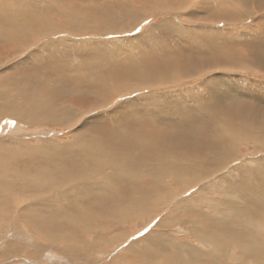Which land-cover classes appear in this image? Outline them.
<instances>
[{"label":"rangeland","instance_id":"rangeland-1","mask_svg":"<svg viewBox=\"0 0 264 264\" xmlns=\"http://www.w3.org/2000/svg\"><path fill=\"white\" fill-rule=\"evenodd\" d=\"M11 1L14 2V0H8L7 2L9 3L7 4H10ZM23 1L25 0H21L20 2L23 3ZM122 1L124 2L125 0ZM122 1H119V3H122ZM150 1L153 2V0H129L127 2L126 7L131 6L138 11L135 15L139 16V20L136 22L135 20H131V17L129 20H127L128 17L122 20L120 9L107 4L108 1L79 0V6L92 8V11L101 10L100 16L98 11L97 15H93V19L97 22L99 28L105 26L106 32L104 34H108V37H100L99 34L82 32L81 34L75 33L83 36L74 39L73 36L75 34L63 31L65 33H53L51 37L46 39L36 38V42H31L26 33H17L21 35L22 40L14 43L5 40L7 37L0 36L2 40L0 42V91L3 93L4 90L2 87L9 86L10 81H15L19 78L16 83H21L20 85H14V88L10 92L3 93L0 103L10 102L18 105L21 102L22 95L27 96L29 92L30 97H33L31 103H34L35 100L38 103L37 100L39 102L43 100L41 96L43 93L51 101L46 106L49 111H53L50 114L52 116L50 118L57 119L62 123L60 125L45 126L41 123L30 122L27 114L24 117L22 116L25 112L20 113L22 118L18 121L16 116L13 114L10 115L7 109H3V105L1 104L0 142L4 141L7 143L3 145L6 149H10L12 143L15 142L27 143L29 149H35L47 141H55L60 148L67 146L71 149H76L89 137L94 138H89L87 141H103L105 139L104 141H109L108 144H110L111 139L107 138V136H112L115 131H124V133L130 131L136 132L137 136H141L143 141H148L150 143L148 144L149 148L153 149L156 147L155 141H161V133H168L169 137H171L172 134H176L174 131H179L181 128L180 124H176L175 119L171 116V112H169L170 104H175L178 107L182 105L183 107L192 108L197 114H200V104L205 101L207 94L211 91V82H217L216 84L223 88L227 86L233 92L240 94L244 99H250L253 104L263 103L262 105L264 106V102L260 101L261 98H264V71H261L258 66L252 65L254 58L264 57V8L262 11H259L261 7L258 1L255 4V1L253 3L251 0H218V2L217 0H184L182 2L183 4L177 2L179 4L177 7L174 2L175 8L169 12L163 9L167 8V4L171 5L169 0H161V6H154V4L149 3ZM187 1L190 4H187ZM236 2H240L242 5L249 3L248 12L246 14L243 12V15L241 11V17H238V11L236 13L233 8ZM0 3L5 4L4 0H1ZM218 4L222 5H219V7ZM23 7L29 12L25 16H28L30 13L32 14L30 7ZM158 7H161V11L152 13V10ZM238 7L240 8V4ZM61 9L56 8L42 13L40 16L44 19H54L58 24H64V21L68 17L60 13L61 11H65L63 8ZM218 10L224 13L217 12ZM213 14H217V18L222 17L225 19L219 20V24L204 22L208 17L211 18ZM118 15H121V21H117L116 18L114 21L107 19L110 16L117 17ZM246 15L250 16L248 17ZM13 18V21H18L19 19L17 17ZM228 18L237 19H234V21L228 20ZM21 19L19 22H25L27 20L22 25H26L31 30L34 24L29 21L30 19ZM238 19L241 21H238ZM76 20L78 19L76 18ZM4 21L6 24H9V21L5 19ZM4 21H2V25L0 26H9L8 24H4ZM19 22H17V25H20ZM135 23H137V27L133 31H128L130 29L127 27H131L132 29ZM16 30L20 31L24 29L18 26ZM151 30L158 31L152 32ZM35 31L40 30L36 29ZM215 31H217V34ZM137 36L140 37L138 38ZM129 38L133 39L130 40ZM10 39L16 38L10 37ZM25 40L31 42L33 45L29 46ZM78 40L81 44L76 45L75 42ZM100 40H106L104 41L106 46L103 45V47L107 48L112 60L122 61L129 66L131 65L138 71L144 72L143 75H148L147 71L153 69L150 67L161 66L165 68L166 66L162 64L164 62L167 64V61H169L167 59L170 58L177 60H182L181 58L191 60L193 58L194 60L191 61H195L197 65L200 64L201 66L198 67V71H192V78L177 79L168 85L155 87L157 89H151L153 87H150L146 91L143 89V86H140L134 89L132 93H126L118 97L119 92H122L117 90V85L120 84L122 76L118 71V65L113 62L104 66H100V63H97L98 65L95 63L97 54L101 48ZM202 40L207 41L202 42ZM209 41L215 42L219 46L218 48L221 53L228 56L229 59L231 58L234 61L239 60L233 64H231L232 62L223 63L222 61L217 63V65L212 64L219 55L208 50L203 51L204 53L202 54L198 49L200 46H207ZM238 41L241 43L240 45ZM4 42H7V44ZM55 51H58L59 54H54ZM31 53L35 54L36 58L34 56L28 58ZM132 54H136V60L131 62ZM256 55L259 57H256ZM202 61L207 63H202ZM245 61L246 63L249 62V64H245ZM22 62H25V64H22ZM239 63L241 67L237 65ZM93 64H95V68L94 66L91 67ZM222 65L224 68L227 67L234 70L231 71L226 68L227 73L229 72L227 74ZM205 66L206 69H204ZM247 67H250V70ZM203 71L206 73H202ZM84 73L89 75L87 80L82 75ZM91 74L95 76L94 79L92 76L90 77ZM31 75L43 78L47 82L46 87L36 90V94L34 88L31 91L26 90V85L29 76L31 79ZM63 80H66L68 83H63ZM85 84L98 86L101 89H84L80 90L81 93L79 94L67 91L66 95H63V89H54L59 86H65L67 88L73 86L79 89ZM48 86L52 88L51 91H49ZM140 88L142 89L140 90ZM189 90L190 93L191 91L193 92L194 96L192 98H187L190 94L188 92ZM83 92L87 94L85 95ZM142 93H148L149 97L157 96L155 107L147 106L141 99L137 100L135 96ZM95 95H101L104 99L111 100L109 101V103L111 102L110 105L98 109L99 103L97 97H94ZM122 101L127 104L122 109H119L118 106ZM160 109L161 111H158ZM121 110L133 113L136 117L138 114L141 115L145 112L146 116L141 115V122H138L137 119L132 122H126L120 114ZM67 115L70 116L68 121L66 120ZM36 116L41 119L44 115H38L37 111ZM167 117H171L173 120L171 122L164 121ZM196 133L199 134L200 131H196ZM119 134L115 133L113 136ZM98 135H101L102 139L95 138ZM8 141L11 142L8 143ZM171 141L177 143L180 140L171 138ZM263 142L253 143L254 145L251 144L252 142L240 144L237 147L240 156L235 161L229 163L228 168H236L237 166L254 168L260 166L264 159V150H256V145H263ZM114 147V145H111L107 147V150L110 148L115 149ZM100 155L101 157L114 159L113 156L105 152L100 153ZM89 158L87 157V159ZM118 161L122 164L126 163L123 156ZM104 171L99 172L106 175L109 174ZM108 171L110 172V170ZM221 173L223 171L216 173L214 178H217ZM214 178L212 177L210 180ZM0 180H2L1 176ZM138 184L145 186L143 183ZM162 184L166 187L167 192L161 193V187H159V190H157L159 192L158 195L161 197V200L166 197H171V202L161 205L159 210L158 208H152L150 212L143 214V216H137L123 222L111 220L108 222L109 226L105 228L103 224L107 223L106 221L111 217L114 212L113 210L100 220H90L88 223L92 224V227H88L85 233L79 232V234H74L72 227L69 232L70 236L62 243L52 242L49 238L45 239L49 231L48 229L42 227L36 233H33V229L23 223L24 220L20 213L24 207L26 208L28 207L27 205H31L32 203L31 200H25L26 195H22V197L19 195L9 196L0 205L3 209L2 212L5 211L10 214L8 221L6 219H0V264H164L161 261V256L167 255L164 257L166 261L173 260L175 257L172 254L175 252L176 254L181 252V255H184V253L187 254L184 256L188 259L192 252L187 249L186 251L184 249V252L182 250L184 244L190 243L188 241L189 238L186 236L185 229L183 230L184 232L181 231L183 228H179V223H176V221L195 219V226L201 222L207 223L208 221L215 225L221 220L218 211L222 207H218L214 214L212 210L215 206L210 205L211 203L201 201L203 208L200 207L201 209L199 208L200 211H198L195 208L199 206L200 201L193 199L195 194L199 193L196 186L179 191L175 183H173V180L164 179ZM11 185L13 188L14 183ZM3 189H6L10 195V191L5 187L0 188V195L6 194V192L2 193L1 190ZM119 190L120 188L114 189L115 192H112V194L118 195ZM48 193L49 196H53L60 194L61 191L54 193L51 190ZM108 203V200L101 199L99 207L101 210L98 212H106V208L109 207ZM93 204L83 203L81 207L86 209L87 206H93ZM70 206L75 209L70 210L65 206L63 208L64 215H78L76 205ZM172 209L173 214H171ZM212 214L214 215L212 216ZM35 219L42 225L39 218ZM175 224H178V226H174ZM63 233L67 235V229ZM55 241H58V239ZM161 242L165 244L163 245ZM159 244L161 246H158ZM190 247H197L196 241H192ZM233 255L226 259L230 264H234L236 261Z\"/></svg>","mask_w":264,"mask_h":264},{"label":"bare ground","instance_id":"bare-ground-1","mask_svg":"<svg viewBox=\"0 0 264 264\" xmlns=\"http://www.w3.org/2000/svg\"><path fill=\"white\" fill-rule=\"evenodd\" d=\"M7 1L8 0H4L5 4L0 3V25H2L4 19L9 21V24L7 23L9 26H0V36L3 35V37H7L5 40L18 43L22 38L21 35L17 33H26L31 42H36V38L46 39L53 36V33H65L63 31L73 34H81L82 32H87L88 34L94 33L97 35L99 34L100 37L109 36L108 34H104L106 32L105 26L99 28L97 22L93 19V15H97L98 11L100 16L101 10L92 11V8L79 6V0H25L23 3L20 2L21 0H14V2L11 1L10 4H7L9 3ZM70 1L72 2L70 3ZM105 1H108L107 4L113 7L116 6L115 8L120 9L122 20L123 18L125 20L127 17V20H129L130 17L133 21L135 20L137 22V20H139V16L135 15L138 12L137 9L131 6L126 7L129 0H125L124 2L122 0ZM119 1H122V3H119ZM169 1L171 5L167 4V8H163L168 10V12L174 10L175 6L177 7L179 4H183L182 2L184 0ZM251 1H255V4H257L256 1H258L261 7L259 11L263 10L264 0ZM174 2L175 6L173 4ZM240 2H236L234 4L235 6L232 5L236 13L238 11V17L241 11L245 14L248 12L249 3L242 5ZM149 3L154 4V6H161V0H153V2L150 1ZM188 3L187 1V4ZM239 4L241 9L238 7ZM219 5L222 4H218V6ZM23 6L30 7L32 9H30L32 14L30 13L28 16H25L28 11ZM56 8L60 10L63 8L65 10L60 12L68 17V19L64 21V24H58L54 19H44L40 16V14ZM157 11H161V7L153 9L152 13ZM217 12L224 13L220 10ZM233 14L235 15V13ZM121 15L117 17H115L116 15L110 16L107 19L114 21L116 18L117 21H121ZM246 16L249 17L250 15ZM13 17L19 18L18 21H13ZM21 18L30 19L29 21L34 24L31 30H29L26 25H22L27 20H25V22H19ZM76 18L78 20H76ZM221 19L225 18H217V14H213L211 18L208 17L204 22L219 24V20ZM234 19L228 18V20ZM239 20L240 19H238V21ZM234 21L232 22L234 23ZM17 22H19L20 25H17ZM4 24H6L5 21ZM13 24L15 25L12 26ZM18 26L24 30L17 31L16 29ZM133 27L132 29L131 27H127L130 29L128 31H133L137 27V23H135ZM36 29L40 31L36 32ZM151 31L157 32L158 30ZM215 33L217 34V31H215ZM78 34L73 36L74 39L83 36ZM10 37L16 39H10ZM129 39L132 40L133 38ZM1 41L0 38V42ZM25 41L29 46L33 45L31 42ZM104 41L106 40H100L101 48L97 54L95 63H100V66H104L113 62L118 65V71L122 75L120 84L117 85V90L122 91L119 92L118 97L119 95L132 93L134 89L140 86H143V89L146 91V89L150 87L154 89L155 87L168 85L170 82L177 79L192 78V71H198V67L201 66L200 64L197 65L195 61H191L194 60L193 58L191 60L185 58H181L182 60L170 58L167 59L169 60L167 64L166 62H164V64L161 63L163 66H166L165 68L161 66L150 67L153 69L147 71L148 75H143L144 72L138 71L131 65L129 66L122 61L112 60L107 48L103 47V45L106 46ZM206 41L207 40H202V42ZM239 41L238 43L240 45L241 43ZM4 43L7 44V42ZM75 44L78 45L81 44V42L78 40ZM218 47L219 46H217L215 42L209 41L207 46H200L198 49L202 54L204 53L203 51L208 50L209 52L211 51L219 55L212 64L217 65L220 61L223 63L232 62L231 64H233L239 60L237 59V61H234L231 60V58L229 59L228 56L221 53ZM54 54H59V52L55 51ZM32 56L36 58L33 53H31L28 58ZM153 56L155 55L153 54ZM237 56L239 57V55ZM256 57L259 56L256 55ZM135 60L136 54H132L131 62ZM202 63L207 62L202 61ZM240 63L237 65L241 67ZM22 64H25V62H22ZM245 64H249V62L246 63L245 61ZM252 65L258 66L261 71H264V57L258 59L254 58ZM92 66L95 68V64L91 65V67ZM217 68L220 69L219 67ZM226 68L227 67L224 69L226 70ZM247 68L250 70V67ZM204 69H206V66ZM228 69L231 70V68H227V70ZM233 70L234 69L231 71ZM202 73L206 72L203 71ZM82 75L85 77V80L89 77V75L85 73ZM92 75L93 74H91L90 77ZM92 77L94 79L95 76ZM18 80L19 78L15 81H10L11 83H9V86L5 88L2 87L4 90L3 93L10 92L14 88V85H20L21 83H16ZM131 82L133 83L131 84ZM63 83L68 82L63 80ZM216 83L217 82L210 83L211 91L207 94L205 101L200 104V114H197L192 108L183 107L182 105L178 107L175 104H170L169 112H171V116L175 119L176 124H180L181 128L179 131H174L176 134H172L171 137H169L168 133H161V141H155L156 147L153 149L149 148L148 144L150 143L148 141H143L141 136H137V133L132 131L126 133H124V131H115L114 134H120L117 136H113L114 134L112 136H107V138L111 139L110 144H108L109 141H104L105 139L103 141H87L89 138H94L89 137L76 149H71L67 146L60 148L55 141L44 142L35 149H29L27 143L15 142L12 143L10 149H6L3 145L7 143L1 141L0 176L2 180H0V188H8L10 195L6 189L1 190L2 193L6 192V194L0 195V205L5 202L9 196L13 197L14 195H19L22 197V195H26L25 200H31L32 203L30 202L31 205H27L28 207L26 208L24 207L20 213L24 220L23 223L32 228L33 230H31L33 233H36L42 227L48 229L49 231L45 239L49 238L52 242L62 243L70 236L69 232L72 227L74 229V234H79V232L85 233L88 227H92V224L88 223L90 220H100L113 210L114 212L106 221L107 223L103 224L105 228L109 226L108 222L111 220L123 222L137 216H143V214L150 212L152 208H158L159 210L161 205L171 202V197H166L161 200V197L158 195L159 192L157 191L159 190L158 188L161 187V193H166V187L163 186L162 182L164 179H170L173 180V183H175L179 191L185 188L190 189L195 186L197 187L199 193L197 192L198 194H195L193 199L195 201H200V204L195 208L196 210L200 211V209L203 208V203L201 201L204 203H211L210 205L215 206L212 210L214 214L218 207L222 208L218 211L221 220L215 225L208 221L207 223L201 222L195 226V219H186L184 221L175 220L176 223H179V228H183L181 231L185 229L184 231H186V236L189 238L188 241L190 242L187 244L191 245L192 241H196L197 247L192 248L190 245L184 244L182 252H184V249L185 251L187 249L192 252L191 256L187 259V257H185L187 254L184 253V256L180 254L181 252H178L179 254L175 252L172 254L175 258L173 260H167L169 262L164 258L167 255L161 256V261L164 262V264H230L226 259H228L227 257H232L233 254H235L233 256L236 259V261L233 259L235 261L234 264H264V159L260 166L254 168H245L246 166L228 168L229 163L235 161L236 158L240 156L237 151V147L240 144L247 142L255 144L256 142L264 141V106L262 105L263 103L253 104L250 99H244L240 94L233 92L231 88L227 86L223 88ZM46 85L47 82L43 78L31 75V79L29 76L26 90L31 91V89L34 88L36 94V90L44 88ZM59 88L64 90L63 95H66L67 91L79 94L81 93L80 90L84 89H101L91 84H85L79 89L73 86L68 88L59 86L54 89ZM48 89L49 91L52 90L50 86H48ZM141 89L142 88H140V90ZM188 92L190 93V90ZM3 93L0 91V100H2ZM83 94L86 95L87 93L83 92ZM41 96L43 100L41 102L37 100L39 104L36 103V100L34 103H31L33 97H30L29 92L27 96L24 94L22 95L21 102L18 105L10 102H1L0 105L2 104L3 109H7L10 115H15L18 121L22 116L24 117V115L27 114L30 122L41 123L45 126L62 124L61 121L50 118L52 117L50 114L53 111H49L46 106L49 105L51 101L46 98L45 94L42 93ZM193 96V92L191 91L187 98H192ZM94 97H97L99 103L98 109L108 106L111 103H109L111 100H106L101 95H95ZM135 97H137V100H143L147 106L155 107L156 105L157 96L149 97L148 93H142ZM263 99L264 98H261L260 101L264 102ZM3 101L5 100L3 99ZM126 104L127 103L122 101L120 105L118 104V108L122 109ZM37 111L38 115H44L41 119L36 116ZM158 111H161V109ZM21 112L25 113L21 116ZM120 114L126 122H132L136 119L138 122H141V115L146 116L145 112L141 115L138 114L136 117L133 113L124 112L122 110ZM69 118L70 116L67 115L66 120L68 121ZM173 119L167 117L164 121L171 122ZM196 131H200V133L198 134ZM95 138L102 139V136L98 135ZM171 138H177V140L179 139L180 141L174 143L171 141ZM9 142L11 141H8V143ZM111 145H114L115 149L110 148L107 150V147ZM263 145L257 144L256 150H264ZM102 152L113 156L114 159L101 157L100 153ZM121 156L124 157L126 163H119L118 159ZM87 157L90 158L87 159ZM103 170H105V173L109 174L100 173ZM108 170H110V172ZM219 171H223V173L217 178H214ZM212 177L214 179L210 180ZM13 183L14 186L12 188L11 184ZM138 183H143L145 186H140ZM116 188H120L118 195L112 194V192H115L114 189ZM51 190H53L54 193L58 191H61V193L49 196L48 192ZM115 196L117 197L115 198ZM101 199H106L109 202V207L106 208V212L103 213L98 212L101 210L99 209ZM83 203L94 204L93 206H87L85 209L81 207ZM70 205H76L75 207L78 208V215H64L63 208L65 206L70 210L75 209ZM245 205H247V207H245ZM173 209L175 208L173 207ZM173 209L171 210V214H173ZM2 210L1 206L0 219H6L8 221L10 219V214L5 211L2 212ZM214 214H212V216ZM35 218H39L42 225L36 221ZM174 226L177 227L178 224ZM66 229L67 235L63 233ZM57 239L58 241H55ZM162 243L163 242H161V244ZM161 244L158 246H161ZM164 244L165 243H163V245ZM62 252L64 251L62 250Z\"/></svg>","mask_w":264,"mask_h":264}]
</instances>
